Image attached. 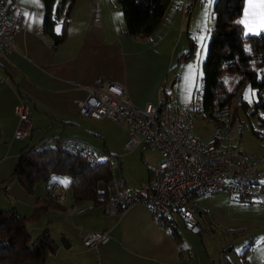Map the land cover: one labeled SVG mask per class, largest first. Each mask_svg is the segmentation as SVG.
Instances as JSON below:
<instances>
[{
  "label": "crops",
  "instance_id": "0c3cea01",
  "mask_svg": "<svg viewBox=\"0 0 264 264\" xmlns=\"http://www.w3.org/2000/svg\"><path fill=\"white\" fill-rule=\"evenodd\" d=\"M192 1L170 0L155 30L142 37L127 34L117 0H74L66 19L60 16L56 20V32L63 25L66 28L64 39L55 44L53 37L42 31L43 0H7L10 14L17 13L20 19L12 35V49L5 59L0 58V211L28 216L49 190L66 186L63 199H58L63 208H50L27 223L32 240L48 230L57 245L45 264H243V257L246 264H264V186L251 202L226 192L193 197L204 232L192 234L176 223L181 252L169 230L152 221L142 202L110 214L103 203L90 208L92 201L75 202L70 185L68 188L69 176L51 175L32 193L11 176L18 157L28 149L52 144L55 139H76L104 150L98 160L114 156L111 159H116L119 174L112 176L149 193L152 173L163 158L159 147L142 142L124 151L129 137L126 125L108 118L84 117L76 102L88 92L118 82L125 92L122 99L134 107L157 102L162 92L175 105L168 103L172 113L189 106L202 63L199 57L185 61L184 46L176 53V44L170 53L169 44L183 35L188 43L186 37L198 29L199 9L195 12L197 0L194 5ZM189 2L194 10L184 16L182 4ZM191 13L196 25L193 31ZM200 45L198 56L204 50ZM173 62L178 67L171 75ZM20 101L28 104L30 129L26 137L15 138L19 120L14 107ZM44 216H50L48 225L39 224ZM89 231H105L110 239L87 248L82 237ZM64 239L68 248L62 245ZM238 243L241 249L237 251Z\"/></svg>",
  "mask_w": 264,
  "mask_h": 264
},
{
  "label": "built area",
  "instance_id": "2783aa9c",
  "mask_svg": "<svg viewBox=\"0 0 264 264\" xmlns=\"http://www.w3.org/2000/svg\"><path fill=\"white\" fill-rule=\"evenodd\" d=\"M7 0H0V58L5 59L12 49V35L18 28L19 14H10ZM183 13L191 7L183 3ZM124 88L118 82L109 83L105 89L88 92L76 105L80 115L95 120L108 118L125 124L128 140L126 150H132L142 142L157 146L163 158L152 173L150 192L146 193L125 185L121 178L112 176L106 187L104 206L108 213L124 212L130 205L142 202L151 215L152 221L166 228V225L180 223L192 234H202L194 207L193 197L207 196L216 192H226L241 200L249 201L260 195L264 186V170L258 169L254 161L239 152H230L218 144L232 135L237 117L229 114L217 120L216 142L205 143L192 134L193 121L185 113H172L168 105L160 100L134 107L123 99ZM27 102L20 101L14 107L18 124L15 138H24L29 133L30 121ZM204 117L203 112L197 113ZM213 122V118H207ZM62 148L70 153L82 151L90 160L103 156L96 150L81 144L76 139H60ZM112 155H107L110 160ZM58 199H63L64 188L54 187L51 191ZM110 236L105 231H89L82 237L87 248L105 244ZM94 264H101L95 261Z\"/></svg>",
  "mask_w": 264,
  "mask_h": 264
},
{
  "label": "trees",
  "instance_id": "16d2710c",
  "mask_svg": "<svg viewBox=\"0 0 264 264\" xmlns=\"http://www.w3.org/2000/svg\"><path fill=\"white\" fill-rule=\"evenodd\" d=\"M117 1L124 15L127 34L146 37L159 24L170 0ZM73 2L74 0H43L42 31L52 36L55 44L64 39L66 28L63 25L61 30L56 32L54 30L56 20L60 16L66 19ZM243 5L244 0L215 2L213 7L215 22L207 44L206 57L202 62L201 110L207 113L208 118H213V121L229 114L230 103L237 93L235 89L233 92L222 89L224 87L222 77L238 75L242 81L251 80L260 87L254 106L255 111L262 113L259 119L264 126V75L260 82H255L258 73L249 64L251 56L247 55L243 48V42L247 37L239 21ZM255 49L253 59L263 61V37L259 38ZM241 97L242 95L238 94V99ZM169 100V96L162 92L161 105H169ZM59 140L55 139L52 144L36 145L21 153L11 176L18 179L24 190L32 193L38 183L46 181L51 175L67 174L70 177L69 185L75 202L92 201L90 208L104 204L106 187L112 177L110 160L107 158L90 160L81 150L70 153L61 147ZM251 201L252 199L248 202ZM50 208L60 209L63 205L49 190L47 196L40 199L38 206L28 216L19 215L14 211H0V264H45L48 255L55 253L57 245L48 230H44L34 240L27 230L28 222L37 220ZM166 229L182 252L180 246L182 238L176 226L168 223ZM246 252L247 249L242 255ZM241 260L246 264L244 257Z\"/></svg>",
  "mask_w": 264,
  "mask_h": 264
},
{
  "label": "rangeland",
  "instance_id": "374dc122",
  "mask_svg": "<svg viewBox=\"0 0 264 264\" xmlns=\"http://www.w3.org/2000/svg\"><path fill=\"white\" fill-rule=\"evenodd\" d=\"M202 1L204 0H197L195 5V12L199 9V15H200L197 30L194 21L195 13L193 12L194 15L192 13L190 15V20H191L190 30L191 31L196 30V31L191 32L190 36L186 37L188 43L185 42V37L183 35L180 40L175 38L169 44L170 53L173 51V47L176 44H177L176 53L179 51L180 47L184 46L183 59L186 61L187 59L199 57L200 65L202 63L201 61H203L206 55V48L208 43L207 41H209L211 29L215 22V14L213 7L215 5L216 0H205L206 2L203 3L205 5L201 4ZM189 3L191 4V2ZM192 3L194 5V0L192 1ZM200 5L203 6L200 7ZM192 9L193 6L190 7L188 11L191 12ZM248 10H249L248 0H244L243 10L239 17V21L242 24L244 34L247 36L246 40L243 42V48L245 49L247 55L251 56L248 60L249 64H251V67L255 70L256 73H258L257 80H255V82H260L262 75H264V64H262L264 59L263 61H260L261 59L255 60L253 59L252 56L256 52L255 46L258 45L259 38L263 37L264 39V29L249 31L248 28L244 26V23H242V21H245L247 19L246 13L248 12ZM188 11L186 14H184V16L189 14ZM200 44H203L204 50L198 56L197 53L201 50ZM174 61H176V59ZM177 67L178 66L176 65V62H173V65L169 70L171 72V75H174V73L177 71ZM201 75H202V67L200 66L199 84H195V92L193 93V96L190 100V104L185 108H180L181 111L179 110L177 113L183 112L188 117H190L194 125V128L191 129V131L193 130V133H195L200 138V140H202L205 143H208L210 141L215 140V133L217 132L216 130L217 128L215 125L217 124V121L216 119H214L213 122L209 121L207 119L208 118L207 113L201 110L202 94H203ZM222 81L224 82L223 84L224 87H222L224 91L233 92V90L235 89L236 91L235 93H237L236 97H234L230 103L229 115L231 117H237L238 122L234 121L235 125L231 133L232 135H230L228 138L225 137L223 143L218 142V144L224 148H227L230 152L233 151L239 152L242 155L251 158L258 167V169L264 170V126L260 123L261 120L259 119L262 113L260 111H255V106H254V103L257 100V96H258L257 92L258 89H260V87L258 85L253 84L251 80L242 81L241 76L238 75L236 76L224 75L222 77ZM240 81L242 82L238 84ZM169 85L170 82L168 84V87ZM238 94L242 95V97L239 99H238ZM169 104L172 107L175 106L173 103L170 102V100H169ZM199 111L203 112L204 117L197 116V113ZM239 126H242L240 131L238 130ZM102 151L104 152V150ZM124 151L129 152L131 150H126L124 148ZM141 157L143 163L145 164L146 162L145 157L144 156ZM99 158H103V156ZM110 162H111L112 174L116 172L118 173L117 169H119V167L116 162V159H111ZM62 176L66 179L68 178L69 175L63 174ZM60 186L63 187V184ZM64 187L66 188L65 185ZM68 188H69V183H68ZM67 193H70V191L67 190ZM42 220L39 221V224H41L40 222H44L45 224L48 225L50 216H44ZM234 248L236 250L241 249L239 248V243L236 244Z\"/></svg>",
  "mask_w": 264,
  "mask_h": 264
},
{
  "label": "snow or ice",
  "instance_id": "6c2138e0",
  "mask_svg": "<svg viewBox=\"0 0 264 264\" xmlns=\"http://www.w3.org/2000/svg\"><path fill=\"white\" fill-rule=\"evenodd\" d=\"M247 19L242 21L249 31L264 29V0H248Z\"/></svg>",
  "mask_w": 264,
  "mask_h": 264
},
{
  "label": "water",
  "instance_id": "95a60500",
  "mask_svg": "<svg viewBox=\"0 0 264 264\" xmlns=\"http://www.w3.org/2000/svg\"><path fill=\"white\" fill-rule=\"evenodd\" d=\"M62 245L65 247V248H68L70 246V244L68 242H66V240H62Z\"/></svg>",
  "mask_w": 264,
  "mask_h": 264
}]
</instances>
